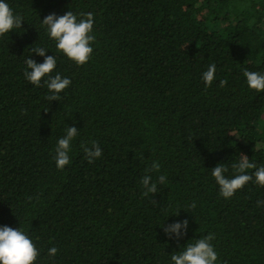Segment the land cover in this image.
I'll return each mask as SVG.
<instances>
[{"label":"trees","instance_id":"1","mask_svg":"<svg viewBox=\"0 0 264 264\" xmlns=\"http://www.w3.org/2000/svg\"><path fill=\"white\" fill-rule=\"evenodd\" d=\"M8 3L25 21L0 35V224L32 237L36 264H166L208 232L219 264H264V206L256 205L264 187L249 183L225 200L210 175L218 163L230 174L239 153L264 163V92L242 76L264 70V0ZM68 10L94 15L93 52L80 66L39 23ZM41 46L72 81L59 101L23 76L25 57ZM213 62L216 79L205 87L200 76ZM74 122L80 135L58 170L55 141ZM91 140L102 156L89 163L80 145ZM152 160L167 174L158 207L139 185ZM181 207L166 221L189 220L177 241L160 226L164 209Z\"/></svg>","mask_w":264,"mask_h":264},{"label":"clouds","instance_id":"2","mask_svg":"<svg viewBox=\"0 0 264 264\" xmlns=\"http://www.w3.org/2000/svg\"><path fill=\"white\" fill-rule=\"evenodd\" d=\"M24 18L14 13L8 0H0V35L15 32V29L22 28ZM40 26L44 29L47 37L54 41L55 48L64 57L72 61L77 66L88 62L93 52L92 42L95 40L93 32L94 15L92 12H77L68 10L62 15L49 13L41 19ZM48 47H36L31 49L30 55L24 59V79L34 86L43 84L46 86V98L50 102L59 101L61 93L67 89L72 81L68 76L61 75L56 70L57 57ZM32 54L42 57V61L37 62L32 58ZM217 66L209 63L206 70L201 73L200 79L205 87L210 86L216 79ZM242 76L247 89L255 92H264V70H242ZM80 135V129L75 126V122L63 129V134L55 141L54 162L58 170H63L69 165L70 153L73 142ZM80 149L84 159L92 163L102 156L100 146L95 140L81 143ZM160 164L152 160L150 165L145 168L144 174L139 179L141 194L149 199L155 206L156 201L153 197L159 193V186L167 183V174L160 172ZM229 166L218 163L211 168V178L214 180L218 195L223 199H230L238 190L251 183L258 187H264V163L257 165L249 159L246 154L239 153L238 159ZM248 170H252L249 172ZM257 207L264 206V200L256 201ZM158 207V206H157ZM196 207L195 202L187 205L189 212ZM176 213L169 214L164 209L165 218L160 226L164 235L177 241L187 235L189 220L174 219L167 223L169 217L177 216ZM215 235L208 232L199 238H190L183 245L179 246L178 251L171 252L166 260V264H219V254L213 244ZM58 249L55 246L48 247L49 258L55 257ZM39 250L32 237L20 226L13 228L6 224H0V264H36Z\"/></svg>","mask_w":264,"mask_h":264}]
</instances>
